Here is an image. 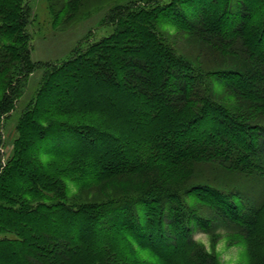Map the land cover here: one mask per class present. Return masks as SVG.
<instances>
[{"label": "trees", "instance_id": "1", "mask_svg": "<svg viewBox=\"0 0 264 264\" xmlns=\"http://www.w3.org/2000/svg\"><path fill=\"white\" fill-rule=\"evenodd\" d=\"M96 1L61 0L56 22ZM107 4L112 33L54 70L18 119V150L0 175V231L12 237L0 245L17 264H168L179 249L164 239L176 235L177 207L196 211L177 196L198 191L240 239L260 242L264 187L259 206L236 208L225 196L240 191L195 180L206 171L238 177L234 185L264 181V0ZM25 9V0H0V113L41 67L29 56ZM185 43L197 52L184 55ZM131 197L142 220L128 205L105 207ZM163 215L172 225L161 221L164 238L153 242ZM202 256L194 251L186 264H215Z\"/></svg>", "mask_w": 264, "mask_h": 264}, {"label": "rangeland", "instance_id": "2", "mask_svg": "<svg viewBox=\"0 0 264 264\" xmlns=\"http://www.w3.org/2000/svg\"><path fill=\"white\" fill-rule=\"evenodd\" d=\"M123 1L125 0H98L90 5L81 7L70 21L64 20L60 23V21L56 22V18L59 19L58 11L61 0H25L27 17L26 26L23 31L28 35L30 59L34 63H41V67L15 85L18 100L13 103V109L0 113V175L5 168L9 167L18 150L17 144H19L20 138L17 124L18 119L26 111L32 109L43 82L49 78L54 70L69 62L77 54V51H80L79 53L87 51L91 44L100 41L112 33V27L107 25L105 23L106 20H104L105 16L108 15L107 10L111 6L107 3L120 4ZM203 1L193 0L194 6L198 7ZM105 5L107 6L105 7ZM192 11L190 10L189 13H192ZM191 47L190 44L185 43L182 45L181 52H184V55H187L188 52L194 55L197 49ZM0 86L1 101L4 94L3 89L6 87L5 82H0ZM50 101V97L46 98L42 106H48ZM49 144L51 143L49 142ZM47 146L48 143H44L43 147L46 150L52 149V146ZM49 157V152L47 154L40 153L38 156L41 161L47 160ZM198 176L195 183H204L203 181H207V179L211 183L218 182L223 185L226 182L227 185L225 187L232 189L229 192L233 190L240 191V198H231L224 195L236 208L240 206L238 201L240 204L242 203L243 208L256 207L261 202L264 181L257 176H252L239 185H234L238 179L235 176L223 178L209 174L206 171L201 172ZM231 180L234 181L232 184ZM66 187L70 195L74 194L75 187L72 183L67 182ZM125 188L126 186L123 188L125 193L136 192L134 194H137L141 186L132 187L129 190H125ZM198 192L191 195L177 196L180 198V202L185 201L188 207H191L193 210L195 208L196 211L194 210L195 216L192 217L193 214L185 213L182 207H177L183 213L182 215L178 214L180 215L178 217L180 221L173 226L176 235H168V237L166 234L165 238H161L162 233L159 230L158 224L164 221V224L169 222L172 225L169 221V216L167 218V215H163L159 219L153 220V224L156 225L150 232L152 233L153 231L154 235L156 234L153 242L164 238L166 242L179 248L168 264H186L187 257L190 254L192 255L194 251L202 253V257L207 256L209 258L208 261L215 264H264V238L260 242L257 241L258 243L252 242L250 244L240 239L237 236V229L232 225V219L222 215L221 209L213 210L208 205H204L200 201V198L204 199V194L200 191ZM85 193L83 196H91L93 194L91 192ZM83 196H80L77 202L84 203L96 199L94 196L93 198H85ZM133 198L131 197L116 204L113 202L107 204L105 207L111 208L116 205L119 207L128 205L130 207L129 211H132L138 218L141 217L140 219L142 220L143 216H141V213L139 214V210L143 205H135ZM215 200L214 202L217 203L218 199ZM175 203L178 202L176 201ZM174 213L177 217L178 211L176 209ZM138 224L134 223L135 226L140 228ZM262 236L264 237V235ZM11 237L12 234L0 231V242L4 241V239H11ZM186 241L192 243L191 247L187 246L188 243ZM139 255L149 258V253L143 250L139 252ZM0 264H17L10 252H7L6 245H0Z\"/></svg>", "mask_w": 264, "mask_h": 264}]
</instances>
